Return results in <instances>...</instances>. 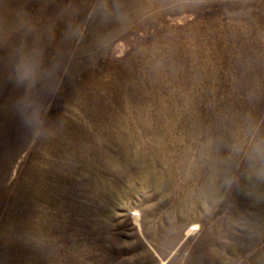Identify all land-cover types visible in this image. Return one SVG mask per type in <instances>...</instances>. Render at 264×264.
Here are the masks:
<instances>
[{
	"label": "rangeland",
	"instance_id": "rangeland-1",
	"mask_svg": "<svg viewBox=\"0 0 264 264\" xmlns=\"http://www.w3.org/2000/svg\"><path fill=\"white\" fill-rule=\"evenodd\" d=\"M128 39L145 54L73 65L47 101L50 122L63 120L52 140L27 134L13 108L20 90L0 71V264H254L255 245L190 198V165L216 113L264 118V0L157 15Z\"/></svg>",
	"mask_w": 264,
	"mask_h": 264
},
{
	"label": "clouds",
	"instance_id": "clouds-1",
	"mask_svg": "<svg viewBox=\"0 0 264 264\" xmlns=\"http://www.w3.org/2000/svg\"><path fill=\"white\" fill-rule=\"evenodd\" d=\"M214 0H38L40 8L29 9L30 0H0V71L6 73L20 94L13 108L33 141L56 138L63 120L50 122V97L61 88L75 63L87 59L127 61L141 57L148 45L130 41L129 34L154 16H176L204 8ZM56 7L54 16L41 13ZM63 23L57 43V26ZM118 47L124 52L117 56ZM49 49H52L49 52ZM196 158L191 163L197 184L190 198L207 216L220 214L230 237L243 236L255 246L246 254L254 264H264V214L241 212L233 200L242 193L251 208L264 205V118L252 113L233 117L215 114L203 124ZM38 243L45 237L35 235Z\"/></svg>",
	"mask_w": 264,
	"mask_h": 264
}]
</instances>
